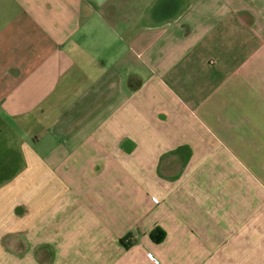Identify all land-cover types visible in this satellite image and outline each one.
<instances>
[{"label":"crops","instance_id":"obj_1","mask_svg":"<svg viewBox=\"0 0 264 264\" xmlns=\"http://www.w3.org/2000/svg\"><path fill=\"white\" fill-rule=\"evenodd\" d=\"M0 264H264V0H0Z\"/></svg>","mask_w":264,"mask_h":264},{"label":"trees","instance_id":"obj_2","mask_svg":"<svg viewBox=\"0 0 264 264\" xmlns=\"http://www.w3.org/2000/svg\"><path fill=\"white\" fill-rule=\"evenodd\" d=\"M151 237L153 238V240H159L160 237L156 235V230H152L150 232ZM131 235L127 234L124 238H121V241L123 243V246L127 249L130 245H131Z\"/></svg>","mask_w":264,"mask_h":264},{"label":"built area","instance_id":"obj_3","mask_svg":"<svg viewBox=\"0 0 264 264\" xmlns=\"http://www.w3.org/2000/svg\"><path fill=\"white\" fill-rule=\"evenodd\" d=\"M154 201H156L155 198H154ZM148 255L151 256V254H148Z\"/></svg>","mask_w":264,"mask_h":264}]
</instances>
